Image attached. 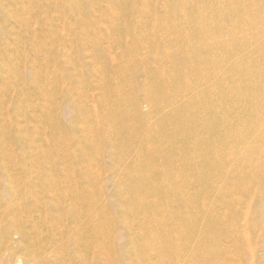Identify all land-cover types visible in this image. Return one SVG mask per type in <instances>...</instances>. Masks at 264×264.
<instances>
[{"label": "bare ground", "instance_id": "bare-ground-1", "mask_svg": "<svg viewBox=\"0 0 264 264\" xmlns=\"http://www.w3.org/2000/svg\"><path fill=\"white\" fill-rule=\"evenodd\" d=\"M69 4L71 15L93 4L117 18L89 44L104 91L78 105L80 131L51 130L55 160L61 146L75 153L39 185L60 212L58 235L79 237V264H264V0ZM27 246L26 264L46 263Z\"/></svg>", "mask_w": 264, "mask_h": 264}, {"label": "rangeland", "instance_id": "rangeland-1", "mask_svg": "<svg viewBox=\"0 0 264 264\" xmlns=\"http://www.w3.org/2000/svg\"><path fill=\"white\" fill-rule=\"evenodd\" d=\"M69 7V0H0V65L5 67L0 75V264H26L27 242L36 245L30 249L45 264H63L52 251L63 244L66 263L79 264L80 254L75 250L79 237L69 229L66 237L58 235L63 229L60 212L53 207L51 194H45L39 185L50 182L49 168H57L61 176L65 160L75 153L74 148L61 146L62 158L55 160L59 150H53L51 130L73 127L80 131L87 114L78 110V105H87L86 96L104 91L96 61L101 54L96 58L89 44L104 41L107 24L117 18L93 4L86 16L71 15ZM96 48L101 52L108 43ZM141 108L144 114L150 112L144 101ZM17 136L24 141H17ZM39 154L43 156L41 164ZM79 168L75 166L74 179L88 187V177L81 175ZM101 171L96 167L95 176ZM111 185L105 190L107 195L116 191ZM72 219L65 221L69 228L74 227ZM52 238L56 245L49 249ZM42 241L44 245H38Z\"/></svg>", "mask_w": 264, "mask_h": 264}]
</instances>
